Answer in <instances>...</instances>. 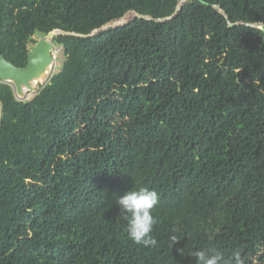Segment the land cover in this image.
<instances>
[{
    "label": "trees",
    "instance_id": "16d2710c",
    "mask_svg": "<svg viewBox=\"0 0 264 264\" xmlns=\"http://www.w3.org/2000/svg\"><path fill=\"white\" fill-rule=\"evenodd\" d=\"M52 32L34 99L0 84V264H264V0H0L15 66ZM141 186L156 247L117 204Z\"/></svg>",
    "mask_w": 264,
    "mask_h": 264
},
{
    "label": "clouds",
    "instance_id": "9594fccd",
    "mask_svg": "<svg viewBox=\"0 0 264 264\" xmlns=\"http://www.w3.org/2000/svg\"><path fill=\"white\" fill-rule=\"evenodd\" d=\"M158 203V193L143 186L133 187L118 198L120 216L126 221V232L133 243L143 245L145 248L157 246L158 240L152 232L157 223L153 211ZM170 239L173 245L180 241L176 235H172ZM190 256L197 258L196 264H246L239 250L229 257L214 249L195 250Z\"/></svg>",
    "mask_w": 264,
    "mask_h": 264
},
{
    "label": "water",
    "instance_id": "95a60500",
    "mask_svg": "<svg viewBox=\"0 0 264 264\" xmlns=\"http://www.w3.org/2000/svg\"><path fill=\"white\" fill-rule=\"evenodd\" d=\"M231 26L235 25L231 24ZM58 35L60 33L52 32L46 37H41L35 45L29 47L26 67L15 66L0 52V84H9L13 87L15 94L20 96L26 89L32 91L34 89L33 80L44 75L54 62L52 51L56 47L55 38Z\"/></svg>",
    "mask_w": 264,
    "mask_h": 264
},
{
    "label": "rangeland",
    "instance_id": "374dc122",
    "mask_svg": "<svg viewBox=\"0 0 264 264\" xmlns=\"http://www.w3.org/2000/svg\"><path fill=\"white\" fill-rule=\"evenodd\" d=\"M181 8V7H179ZM137 14L135 13H129L128 15H126L122 20L120 21H116V22H112L109 25H107L106 27H104L105 29H109V28H114V27H119V26H123L128 24L129 22H131L132 20H134L135 18H137ZM59 34V32H56ZM43 37L41 35H36L33 37V39L38 42L40 40V38ZM35 45L34 43L30 45L33 46ZM57 48V49H56ZM55 50H53L52 54L54 56V62H53V72L47 76L46 78L42 79L41 81L38 82H34L32 83L33 86V90L29 91V90H25L23 95L20 96L16 93L17 99L20 101H30L33 100L34 97L39 93V91L41 90V88H43L49 81L50 77L58 72L61 71L63 63L65 61V57L63 54V49L60 48L58 45H56Z\"/></svg>",
    "mask_w": 264,
    "mask_h": 264
},
{
    "label": "bare ground",
    "instance_id": "6f19581e",
    "mask_svg": "<svg viewBox=\"0 0 264 264\" xmlns=\"http://www.w3.org/2000/svg\"><path fill=\"white\" fill-rule=\"evenodd\" d=\"M47 40L49 41L50 39H47ZM55 48H56V47H54L53 50H55ZM56 49H57V48H56ZM52 52H53V51H52ZM52 72H53V63H52V65L47 69L46 73H45L44 75H42L39 79L35 80V82L41 81L42 79H44V78H46L47 76H49ZM31 82H32V81H31ZM33 82H34V80H33ZM33 82H32V83H33Z\"/></svg>",
    "mask_w": 264,
    "mask_h": 264
},
{
    "label": "flooded vegetation",
    "instance_id": "af4514ba",
    "mask_svg": "<svg viewBox=\"0 0 264 264\" xmlns=\"http://www.w3.org/2000/svg\"><path fill=\"white\" fill-rule=\"evenodd\" d=\"M36 43H37V42H36ZM36 43H35V44H36Z\"/></svg>",
    "mask_w": 264,
    "mask_h": 264
}]
</instances>
